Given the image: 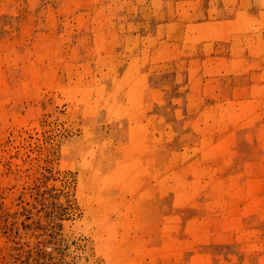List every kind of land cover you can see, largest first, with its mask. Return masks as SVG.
I'll return each instance as SVG.
<instances>
[{
    "label": "rangeland",
    "instance_id": "1",
    "mask_svg": "<svg viewBox=\"0 0 264 264\" xmlns=\"http://www.w3.org/2000/svg\"><path fill=\"white\" fill-rule=\"evenodd\" d=\"M0 264H264V0H0Z\"/></svg>",
    "mask_w": 264,
    "mask_h": 264
},
{
    "label": "bare ground",
    "instance_id": "2",
    "mask_svg": "<svg viewBox=\"0 0 264 264\" xmlns=\"http://www.w3.org/2000/svg\"><path fill=\"white\" fill-rule=\"evenodd\" d=\"M129 145L131 146V144H129ZM137 145H138V144H137ZM133 147H134V146H133ZM135 147H136V146H135ZM136 148L138 149V147H136ZM134 149H135V148H134ZM137 149H135V150L138 151ZM132 150H133V148H132ZM133 151H134V150H133ZM133 151H132V152H133ZM136 151H134V152H136ZM134 152H133V153H134ZM138 152H139V151H138ZM136 153H137V152H136ZM139 153H140V152H139ZM136 158H137V157H136ZM138 163H139V160H138ZM138 165H139V164H138Z\"/></svg>",
    "mask_w": 264,
    "mask_h": 264
}]
</instances>
